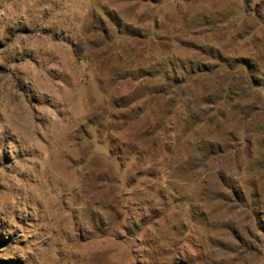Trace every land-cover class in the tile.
Instances as JSON below:
<instances>
[{"label": "rangeland", "instance_id": "obj_1", "mask_svg": "<svg viewBox=\"0 0 264 264\" xmlns=\"http://www.w3.org/2000/svg\"><path fill=\"white\" fill-rule=\"evenodd\" d=\"M0 264H264V0H0Z\"/></svg>", "mask_w": 264, "mask_h": 264}, {"label": "trees", "instance_id": "obj_2", "mask_svg": "<svg viewBox=\"0 0 264 264\" xmlns=\"http://www.w3.org/2000/svg\"><path fill=\"white\" fill-rule=\"evenodd\" d=\"M5 241H0V246L4 245Z\"/></svg>", "mask_w": 264, "mask_h": 264}]
</instances>
